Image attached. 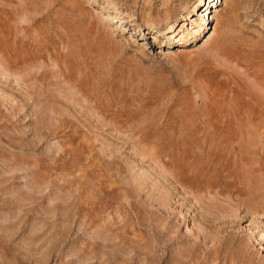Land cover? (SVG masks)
I'll list each match as a JSON object with an SVG mask.
<instances>
[{
	"label": "rangeland",
	"instance_id": "rangeland-1",
	"mask_svg": "<svg viewBox=\"0 0 264 264\" xmlns=\"http://www.w3.org/2000/svg\"><path fill=\"white\" fill-rule=\"evenodd\" d=\"M0 264H264V0H0Z\"/></svg>",
	"mask_w": 264,
	"mask_h": 264
},
{
	"label": "bare ground",
	"instance_id": "bare-ground-1",
	"mask_svg": "<svg viewBox=\"0 0 264 264\" xmlns=\"http://www.w3.org/2000/svg\"><path fill=\"white\" fill-rule=\"evenodd\" d=\"M169 37V36H168Z\"/></svg>",
	"mask_w": 264,
	"mask_h": 264
}]
</instances>
